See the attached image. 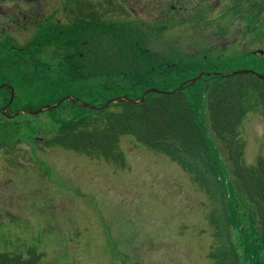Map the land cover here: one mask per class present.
Masks as SVG:
<instances>
[{
  "label": "rangeland",
  "instance_id": "rangeland-1",
  "mask_svg": "<svg viewBox=\"0 0 264 264\" xmlns=\"http://www.w3.org/2000/svg\"><path fill=\"white\" fill-rule=\"evenodd\" d=\"M232 1L186 0L188 11H174L176 19L171 27L160 31L159 35L157 31L148 34L153 46L148 45L146 54L143 52L141 57L147 58L154 52L160 55L154 50L169 52L171 49L173 54L160 64L164 65L179 58L195 61L206 51L209 61L203 65V71L223 72L242 65L264 71V58L252 54L257 48L264 49V35H256L261 30L247 31L245 20L230 11ZM64 2L71 0H47L46 11L50 13L62 3L65 9L62 18L70 22L66 19L72 7ZM153 3L155 1L142 0L134 11L126 14L130 15L129 19L142 17L153 22L155 16L151 14H160L164 8L159 4L153 9ZM96 4L95 11L102 6V3ZM200 8L202 15L197 13ZM194 13L199 18L193 20ZM128 23L125 33L146 43L141 34H146L150 28L139 22ZM152 24L158 29V25ZM135 29L142 33L136 34ZM112 34L110 37H117ZM90 42L99 49L106 44ZM56 53L54 46L45 47L40 57L47 61L56 57ZM243 56L246 59L241 60ZM158 59L153 61H160ZM104 66L91 63L90 69L103 67V70L92 73L88 80L59 78L55 88L33 100L38 102L50 95L61 96L64 102L70 95L99 105L106 97L125 95L126 89H105V86L116 85L121 88L125 82L121 76L113 77L110 68ZM28 73L29 70L24 72ZM109 73V77L105 76ZM196 75L187 72L175 80L155 75L147 88L173 90L177 80L191 81ZM23 81L27 94L15 91L19 95L18 107L25 106L26 96H32L36 85L28 83V76ZM200 84L187 89L200 88ZM6 97L2 89L0 252L29 257L33 250L40 255L39 264H214L209 255L214 244L209 221L213 201L176 161L148 147L132 133L120 135L119 150L124 162L50 145L47 140L58 132L61 121L77 114L76 108L65 104L53 111H24L12 117L3 114L9 102L5 101ZM111 110L121 109L111 105ZM238 131L239 138L246 144L245 162L255 164L258 157L264 155V107L249 111Z\"/></svg>",
  "mask_w": 264,
  "mask_h": 264
},
{
  "label": "trees",
  "instance_id": "trees-1",
  "mask_svg": "<svg viewBox=\"0 0 264 264\" xmlns=\"http://www.w3.org/2000/svg\"><path fill=\"white\" fill-rule=\"evenodd\" d=\"M232 2L230 11L245 20L247 31L261 30L256 35H264V0ZM47 29L45 46H54L56 57L47 61L42 57L10 58L9 63H0V83H12L16 93L23 91L27 94L23 86L27 76L28 83L36 84L34 91L31 90L33 97L26 96L28 102L24 107H18L19 95L15 94L8 111L36 110L58 102L61 96L53 98L48 95L38 102L33 98L55 88L59 78L88 80L92 73L102 68L90 69L91 63L105 65L113 77L121 76L125 82L121 88L116 85L105 86V89H126V96L140 99L153 76L164 75L175 80L187 72L196 75L209 61L205 51L195 61L186 62V59L179 58L172 64L160 65L152 60L153 56L142 58L143 52L146 54L145 43L133 38L114 40L109 47L106 44L99 49L96 44L92 47L83 41L87 37L86 33L82 34L84 30L75 32L71 26H48ZM42 49L37 47L39 55ZM14 69L17 71L12 72ZM230 71L206 74L195 83L186 81V78L177 80L174 87L183 83L188 85L174 93H148L139 104L123 100L94 110L68 99L56 107L66 104L76 108L77 114L61 121L58 132L47 143L124 162V155L119 150L120 135H136L148 147L176 161L213 201L209 221L214 244L209 255L214 264H264V155L259 156L255 164H247L244 156L246 144L239 138L238 131L249 111L264 107V78L251 72L230 74ZM105 76L109 77L110 73ZM198 82H201L200 88L187 89ZM3 89L7 102L10 89ZM109 98H104L101 104ZM111 105H118L121 110L110 111ZM39 262L40 255L33 250H30L29 257L21 253L0 252V264Z\"/></svg>",
  "mask_w": 264,
  "mask_h": 264
},
{
  "label": "flooded vegetation",
  "instance_id": "flooded-vegetation-1",
  "mask_svg": "<svg viewBox=\"0 0 264 264\" xmlns=\"http://www.w3.org/2000/svg\"><path fill=\"white\" fill-rule=\"evenodd\" d=\"M141 1L88 0L87 2L86 0H71L70 3H63L72 7V10L69 8L70 17L66 16L68 18L66 20L70 21L67 22L62 18V10H65L62 9V3L48 13L46 11L48 9L47 0H0V63H9L10 58L40 57L37 47L39 50L46 47L48 26L56 28L71 26L75 32L84 30L87 32V37L83 39L85 42H110L115 39L113 36L110 37L112 33L117 34L115 36L119 38L125 37L128 21L139 22L147 28L154 27L152 23L171 26L175 17L174 1L182 2L179 7L188 9L186 0H171V3L168 0H151V2L155 1L151 4L153 9H157L159 4L164 7L160 14L150 13L155 16L153 22L142 17L129 19L130 15L126 14L127 11H134L135 5ZM96 3H102V6L95 11ZM169 3L171 9L168 7ZM69 23L71 24L69 25ZM104 34L106 35L104 36Z\"/></svg>",
  "mask_w": 264,
  "mask_h": 264
},
{
  "label": "water",
  "instance_id": "water-1",
  "mask_svg": "<svg viewBox=\"0 0 264 264\" xmlns=\"http://www.w3.org/2000/svg\"><path fill=\"white\" fill-rule=\"evenodd\" d=\"M260 52H263V51L260 50ZM242 72H252L253 74H255V75H257V76H259V77H261V78H264V74H263V73L257 72V71H255V70H253V69H239V70H233V71H232V74L242 73ZM203 73H208V72H201L198 76H196V77H194V78L192 79V82H195L197 79L201 78L202 75H203ZM182 87H183V85L178 86L176 89L171 90V91H168V90H160V89H158V88H148V89L144 92V94H143V96H142V98H141L140 100H136V99H132V98H128V97H123V96H118V97H115V98H112V99L108 100V101L106 102L105 105H108L110 102H112V101H117V100H125V101H128V102H131V103L137 104V103H141V102L145 99L146 94H147L148 92H150V91H160V92L168 93V92H175V91H177V90H180V89H182ZM62 101H63V99H61V100L59 101V103H61ZM85 105H88V106H90V107H92V108H97V106L90 105V104H88V103H85ZM52 106H54V105H53V104H48L45 108H49V107H52ZM45 108H42V109H40V110H38V111H42V110H44Z\"/></svg>",
  "mask_w": 264,
  "mask_h": 264
}]
</instances>
